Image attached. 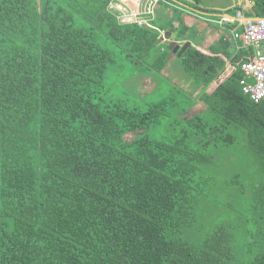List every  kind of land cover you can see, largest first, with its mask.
<instances>
[{"label":"trees","instance_id":"obj_1","mask_svg":"<svg viewBox=\"0 0 264 264\" xmlns=\"http://www.w3.org/2000/svg\"><path fill=\"white\" fill-rule=\"evenodd\" d=\"M111 1L0 0V264H264V102L241 92L245 51L216 84L226 63L188 46L178 61L200 93L144 106L109 77L121 65L158 90L173 55L160 32L183 31L121 24ZM251 1L245 17L264 18ZM198 101L209 116L184 117ZM238 130L254 169L226 181L240 234L204 221L195 181Z\"/></svg>","mask_w":264,"mask_h":264},{"label":"rangeland","instance_id":"obj_2","mask_svg":"<svg viewBox=\"0 0 264 264\" xmlns=\"http://www.w3.org/2000/svg\"><path fill=\"white\" fill-rule=\"evenodd\" d=\"M130 2L132 1L112 0V2L108 6V10L113 15H115L116 18L119 19L120 23H122L121 21L123 19L128 18V14L120 12V8H126L127 10L131 9L129 6ZM174 2L175 0H173V2L171 3L180 6L181 8L183 7L185 9H188L187 7L192 6L194 4L189 2L188 0H178L177 4ZM165 8L166 10H169L171 12L175 10V8L172 7H165ZM159 17H163V16H159ZM155 20L156 18L154 19V22ZM126 21L127 23H129L131 20H126ZM171 41L175 42L180 47H182L186 43L185 40L176 38L175 40L170 39V41L166 42V45H168ZM167 57L168 59L170 58V60L174 63L173 65H170L169 62L168 65L165 68H163L161 73L162 74L161 76L163 77H161L162 80L159 83L158 90H156L157 84L156 81L154 80V77H144V76L136 75L133 78L127 80L131 72L125 70L121 65L120 67L116 68L112 72V76L109 77V81L111 83H115L111 86L114 89H119V90L126 89L127 87L131 86L128 92L129 96L131 97L132 100H135L136 102H140L144 106L148 105L149 103H156L161 99L165 98V96L167 97L171 96L173 93H175V87L178 88L181 86L180 88L184 91L185 95L192 96L191 93L189 94L187 93V91L184 89L183 86L185 85L186 89H190L191 82H193V80L183 72L180 66V62L178 61L179 59H177L176 55H171ZM119 68L122 70H120ZM174 81L175 83H178L177 86L174 85ZM184 81H186V83ZM130 82H133V86L131 85ZM179 82H181L183 85L182 84L179 85ZM193 84L195 83L193 82ZM192 98L195 97L192 96ZM180 100L184 101L186 99L180 98ZM195 105L189 108L185 112L184 117L189 118L197 114H200L202 118L209 116L207 112H203L204 108L202 106L197 107ZM172 113H174V111H172ZM241 132L242 130H238L236 132L237 139L232 145H230L229 147L227 146L224 147L223 155L216 153L212 159V162L204 166L202 165L200 167L202 170L195 177V181L197 185L200 186L205 191V193L211 194L208 197L209 206L205 210L204 221H207V223L211 226L227 225L228 227L233 229L234 232L239 234L241 232L240 231L241 213L239 212V207H240L239 195L241 194L239 193V191L238 192L236 191L234 193L235 198H233L228 193L232 188L231 186H235L238 189V187L242 186L243 184H248V182H250V180L253 178V176L251 175L254 173V169L251 166V164L248 161H246L242 156ZM232 176H237L236 181L238 183L228 186L226 181L228 180V178ZM206 177H210V180L207 181Z\"/></svg>","mask_w":264,"mask_h":264},{"label":"crops","instance_id":"obj_3","mask_svg":"<svg viewBox=\"0 0 264 264\" xmlns=\"http://www.w3.org/2000/svg\"><path fill=\"white\" fill-rule=\"evenodd\" d=\"M178 0H175L176 3ZM189 1V0H188ZM200 7L205 8L206 10H212L218 12V14L223 13L227 14L229 17L233 18L236 12H241L245 17L244 12L250 10L253 6L251 0H195ZM173 2V1H172ZM233 11V13H231ZM183 15L176 20L173 18L174 13L166 10L164 7L156 8V22L161 21V24H166L167 22H172L174 28L183 31L179 36L177 32H165L164 36L168 41L175 40L176 38L185 40L190 43V46L195 47L201 53L213 57L216 56L223 60L225 64L224 70L221 74L214 80L213 83L221 84L224 82L234 71L235 66L233 65V58L236 57L240 50H244L245 54L242 56V61H245L249 57V53H251V49H247L242 45L241 42L232 40L230 28L235 31H241L242 26H240L237 22L232 23L229 27H225L224 29H220L217 26H210L205 24L202 20L197 19L195 16L188 14L187 12H183ZM217 15V14H213ZM163 16V17H159ZM158 17V19H157ZM161 18V19H160ZM246 18V17H245ZM258 17H252L247 19H255ZM169 34V36L167 35ZM170 62V65H173L174 62L167 60L165 67ZM164 67V68H165ZM241 71V69H240ZM242 73V71H241ZM179 75V73H178ZM173 78V77H171ZM242 78V77H241ZM174 80V79H173ZM186 83V81H184ZM173 84V82H172ZM182 84L179 82V85ZM174 85L177 86L178 83ZM183 85V84H182ZM181 87V86H180ZM178 87L179 89H181ZM187 93H191L193 97H197L200 93L201 88H196V85L191 82L190 89H186V86H183ZM182 90V89H181ZM183 91V90H182ZM184 92V91H183ZM197 107H203L204 111L206 110V106L202 102H197ZM203 111V112H204Z\"/></svg>","mask_w":264,"mask_h":264},{"label":"built area","instance_id":"obj_4","mask_svg":"<svg viewBox=\"0 0 264 264\" xmlns=\"http://www.w3.org/2000/svg\"><path fill=\"white\" fill-rule=\"evenodd\" d=\"M131 1L129 3L131 9L120 8V12L128 14V18L123 19L121 24H127L126 20H131L129 23L136 24L139 27L157 30L152 24L156 18L155 10L159 5L175 8L182 13L187 12L202 20L205 24L217 26L220 29L237 22L242 26V30L235 31L230 28L232 40L239 41L244 47L251 49L249 57L240 66L242 71V78L239 80L241 92L254 103L264 102V18L247 19L241 12H236L233 18L227 14H205L181 8L168 0ZM189 2L192 3L193 0H189ZM117 20L119 21L118 18ZM163 33V31L160 32L161 41L168 42Z\"/></svg>","mask_w":264,"mask_h":264},{"label":"water","instance_id":"obj_5","mask_svg":"<svg viewBox=\"0 0 264 264\" xmlns=\"http://www.w3.org/2000/svg\"><path fill=\"white\" fill-rule=\"evenodd\" d=\"M169 36V34H167ZM190 46L189 42H186L182 47H180L178 44L175 42L171 41L167 45V51L170 52L173 55H176L177 59H179L182 54L185 52V50Z\"/></svg>","mask_w":264,"mask_h":264},{"label":"clouds","instance_id":"obj_6","mask_svg":"<svg viewBox=\"0 0 264 264\" xmlns=\"http://www.w3.org/2000/svg\"><path fill=\"white\" fill-rule=\"evenodd\" d=\"M166 43V42H165Z\"/></svg>","mask_w":264,"mask_h":264}]
</instances>
